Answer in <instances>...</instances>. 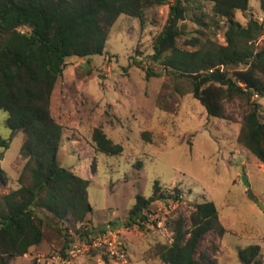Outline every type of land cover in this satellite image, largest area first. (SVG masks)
I'll return each instance as SVG.
<instances>
[{"label":"trees","instance_id":"1","mask_svg":"<svg viewBox=\"0 0 264 264\" xmlns=\"http://www.w3.org/2000/svg\"><path fill=\"white\" fill-rule=\"evenodd\" d=\"M186 1L0 0V112L6 114L4 124L10 130L9 139L0 136V148H8L15 134L24 135L18 188L0 197V264L29 257L30 249L45 239L44 226L59 235L65 232L63 246L47 255L65 256L74 243L96 232L89 218V180L58 161L63 128L53 118L50 102L67 59L103 55L110 30L121 15L143 25L148 10L169 5L150 61L186 81L209 118L231 120L225 105L238 101L242 115L236 142L264 164V106L255 100L264 98V46L258 44L264 37V24L252 16L245 25L234 19L237 12L247 14L249 0H208L210 19L225 20L224 44L200 31L204 38L186 40L184 44L194 49L183 50L177 41L185 33L178 23L184 20ZM259 8L264 12V0H259ZM204 17L201 14L196 21L208 29ZM145 74L146 79L161 76L151 68ZM141 136L149 141L148 133ZM91 143L96 153L119 156L123 152L100 127L93 129ZM94 169L92 165V174ZM6 185V174L0 168V187ZM168 200L181 203V191L168 190L155 180L152 195L138 194L121 226L144 229L151 206ZM69 224L78 227L73 235L68 232ZM166 225L172 230L171 240L153 252L160 264H214L199 251L205 234L223 236L227 232L212 202H191L187 217L179 212ZM237 258L241 264H263L258 245L239 248Z\"/></svg>","mask_w":264,"mask_h":264},{"label":"rangeland","instance_id":"2","mask_svg":"<svg viewBox=\"0 0 264 264\" xmlns=\"http://www.w3.org/2000/svg\"><path fill=\"white\" fill-rule=\"evenodd\" d=\"M184 7V20L178 23L185 33L177 41L181 49L193 50L184 43L192 37L203 39L202 31L224 44L225 20L210 19V1L187 0ZM168 14L169 5L156 6L146 12L143 25L121 15L110 30L103 55L67 59L50 102L51 114L63 128L58 161L89 180V218L95 231L110 223L124 227L121 225L136 196L150 197L155 180L168 190L181 191V203L155 202L144 229L122 234L128 256L125 264H160L153 252L157 245L171 240L172 230L166 222L179 212L187 217L191 202L205 201L215 205L219 223L227 231L223 236L214 232L203 236L199 251L207 254V261L241 264L237 250L258 245L264 264V164L236 142L242 115L238 101L225 105L231 120L209 118L186 81L150 61L154 40ZM201 14L210 28L197 23ZM250 16L264 24L259 0H249L247 14L237 12L234 19L245 25ZM258 44L264 46V37ZM147 68L161 76L146 79ZM255 100L264 106V98ZM5 119L6 114L0 112V136L9 139ZM96 127L123 147L121 155L94 151L91 134ZM143 132L148 133L149 141L142 139ZM23 139L19 132L10 139L8 148H0V168L7 177L0 197L18 188ZM242 175L247 176L255 199L249 198ZM67 226L68 232L75 234L78 227ZM43 229L45 239L30 249V256L14 258L10 264H34L32 259L37 255L46 256L63 246L64 231L59 235L45 226ZM37 264L49 263L42 259Z\"/></svg>","mask_w":264,"mask_h":264},{"label":"built area","instance_id":"3","mask_svg":"<svg viewBox=\"0 0 264 264\" xmlns=\"http://www.w3.org/2000/svg\"><path fill=\"white\" fill-rule=\"evenodd\" d=\"M125 231H128L125 227L107 224L74 243L65 256L37 255L32 260L39 263L43 259L49 264H125L128 261L122 235Z\"/></svg>","mask_w":264,"mask_h":264},{"label":"water","instance_id":"4","mask_svg":"<svg viewBox=\"0 0 264 264\" xmlns=\"http://www.w3.org/2000/svg\"><path fill=\"white\" fill-rule=\"evenodd\" d=\"M241 181H242L244 187L246 188V192H247L248 196H249L251 199H255V196H254V194H253V192H252V189H251V187H250V183H249V181H248L247 176H246V175H242V177H241ZM258 206H259L261 209H263V204H262L261 202H258ZM263 213H264V211H263Z\"/></svg>","mask_w":264,"mask_h":264},{"label":"crops","instance_id":"5","mask_svg":"<svg viewBox=\"0 0 264 264\" xmlns=\"http://www.w3.org/2000/svg\"><path fill=\"white\" fill-rule=\"evenodd\" d=\"M32 249V248H31ZM23 257H27L26 255L25 256H23Z\"/></svg>","mask_w":264,"mask_h":264}]
</instances>
